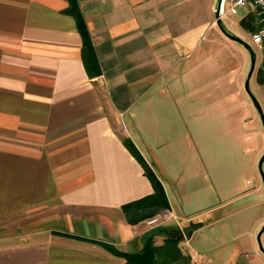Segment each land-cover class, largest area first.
I'll use <instances>...</instances> for the list:
<instances>
[{"label":"crops","instance_id":"obj_1","mask_svg":"<svg viewBox=\"0 0 264 264\" xmlns=\"http://www.w3.org/2000/svg\"><path fill=\"white\" fill-rule=\"evenodd\" d=\"M74 2L93 62L70 0H0V264H126L108 247L136 254L171 228L196 263L181 221L204 213L185 214L182 196L202 201L203 190L181 196L174 182L199 164L179 140L183 107L207 92L204 72L228 102L242 82L243 64L219 55L235 47L212 24L217 0ZM124 139L164 189L159 225L126 220L122 208L153 186Z\"/></svg>","mask_w":264,"mask_h":264},{"label":"rangeland","instance_id":"obj_2","mask_svg":"<svg viewBox=\"0 0 264 264\" xmlns=\"http://www.w3.org/2000/svg\"><path fill=\"white\" fill-rule=\"evenodd\" d=\"M248 12L249 9H240L237 17L222 23L230 34L241 38L253 51L255 69L249 81V91L264 116V76L258 77L257 74L264 72L262 52L252 44L250 33L240 24ZM212 24L217 28L214 21ZM213 33L208 30L206 36L211 38ZM227 43L235 50H220L219 55L229 58L231 55L234 57L231 61L243 64L241 88H227L229 102L224 96L218 98L211 86L216 75L204 72L209 82L208 90L200 93L202 99L197 94L199 91H194L193 98L183 107L186 114L182 131L186 136L179 139L190 143L192 155L199 164L192 165L190 173L178 171L174 180L181 196L188 190H203L202 201L185 200L182 196L185 214L195 216L223 208L224 215L217 222L194 232L189 239L190 247L185 241L181 246L192 257L195 253L199 256L193 264H264V232L257 242V236L264 228V185L259 173V162L264 154V130L245 91L250 54L237 43L230 40ZM230 91L234 96L229 94ZM243 100L248 106L242 104ZM261 170L264 175V162ZM190 176L194 178L192 185L187 181ZM177 198L176 206L181 208L180 195ZM250 241L262 258L255 256Z\"/></svg>","mask_w":264,"mask_h":264},{"label":"trees","instance_id":"obj_3","mask_svg":"<svg viewBox=\"0 0 264 264\" xmlns=\"http://www.w3.org/2000/svg\"><path fill=\"white\" fill-rule=\"evenodd\" d=\"M71 10L70 13L76 17L79 30L83 37V50L89 51V62L95 61L94 55L90 52L89 42L86 40V32L83 21L79 18L78 9L74 0H70ZM254 16L248 15L241 20V25L249 33H252L255 29L253 26ZM93 60V61H92ZM94 64V63H93ZM259 76H264V72L257 73ZM264 78V77H262ZM261 79V78H260ZM264 80V79H263ZM123 145L128 149L131 155L139 162L144 169L146 177L150 180L153 186V194L145 197L135 203L125 205L122 209L125 214L126 220L130 224L139 223L141 221L151 219L160 213L169 209L167 197L164 189L151 171L149 166L143 160L137 149L134 147L129 139L123 140ZM224 215L223 208L211 211L204 216L194 218L188 222L181 221V229L184 234L189 238L194 232L198 231L201 227L212 224L220 220ZM154 233L145 238L142 250L136 254L121 253L115 249L108 247L116 256L123 258L126 264H191V258L188 255H184L180 248L179 243L182 240L181 233L178 229H169L168 235L165 237L164 243L161 246H156L154 241Z\"/></svg>","mask_w":264,"mask_h":264},{"label":"built area","instance_id":"obj_4","mask_svg":"<svg viewBox=\"0 0 264 264\" xmlns=\"http://www.w3.org/2000/svg\"><path fill=\"white\" fill-rule=\"evenodd\" d=\"M240 9H249L247 15H253L255 30L250 33V41L261 52V61L264 64V0H219L218 15L223 22L238 16ZM170 215H158L147 221L148 226H156L168 220Z\"/></svg>","mask_w":264,"mask_h":264},{"label":"water","instance_id":"obj_5","mask_svg":"<svg viewBox=\"0 0 264 264\" xmlns=\"http://www.w3.org/2000/svg\"><path fill=\"white\" fill-rule=\"evenodd\" d=\"M218 9H219V0H217V3H216V8H215V13H214V23L215 25L217 26V28L219 29V31L221 32V34L227 38L228 40L234 42V43H237L239 45H241L242 47H244V49H246L249 54H250V57H251V65H250V70H249V73L247 75V79H246V82H245V91L246 93L248 94V96L250 97L260 119H261V122H262V126H263V130H264V116H263V113H262V110L259 106V104L257 103V101L255 100V98L251 95L250 91H249V81L253 75V72H254V69H255V60H254V54H253V51L252 49L239 37L237 36H234L232 34H230L223 26V23L222 21L219 19V15H218ZM264 162V154L262 156V158L260 159V162H259V173L261 175V179H262V182H263V185H264V175L262 173V164ZM204 216V215H203ZM264 232V228L262 229V231L258 234L257 236V242L259 243L260 241V236L261 234ZM260 251H262L261 247L259 248Z\"/></svg>","mask_w":264,"mask_h":264}]
</instances>
